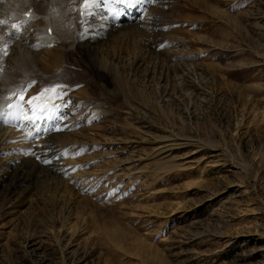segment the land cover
Instances as JSON below:
<instances>
[{
    "label": "rangeland",
    "instance_id": "rangeland-1",
    "mask_svg": "<svg viewBox=\"0 0 264 264\" xmlns=\"http://www.w3.org/2000/svg\"><path fill=\"white\" fill-rule=\"evenodd\" d=\"M153 2L107 53L122 82L80 52L51 78L71 102L56 178L16 185L28 146L1 130L0 264H264V0Z\"/></svg>",
    "mask_w": 264,
    "mask_h": 264
},
{
    "label": "bare ground",
    "instance_id": "bare-ground-1",
    "mask_svg": "<svg viewBox=\"0 0 264 264\" xmlns=\"http://www.w3.org/2000/svg\"><path fill=\"white\" fill-rule=\"evenodd\" d=\"M162 1L158 0L157 5H161ZM149 3V0H126L125 3H111L102 13L108 18L101 20L98 15L92 30L94 34H90L82 39L80 33L83 29L79 25L77 11L81 6V0H0V19L8 20V13H12L13 15V19L8 20V26H0V50H3L5 44L8 45V55L0 56V104L5 103L4 97L11 95L12 92L18 91L21 85L26 86L31 81L38 82L37 91L39 93L47 84L52 85L56 82V80H52L51 78L59 77V75L71 76V72L78 71L79 69L76 67L77 60H81L77 56L78 52L84 53L83 59L86 60V66L90 65L93 70L95 68V70L101 73L106 72L107 75L111 73L118 80L119 76H121V73H118L121 71V67L119 69V63L115 60L117 59L114 57L115 55L108 56L107 53L113 52L115 54V44L121 45L122 42L120 40L123 38L134 37L135 35L141 34L146 28L155 27L158 20L154 18L151 21V15L147 12ZM29 8L33 11L32 17L26 19L23 17V14ZM153 9L157 10L156 8ZM13 23L19 25V30L13 37L9 38L7 33ZM48 27H52L53 32L51 36L46 35V29ZM47 39L51 41L47 42ZM102 39L104 40L101 41ZM113 40H116V42L111 44L110 42ZM110 44L113 47L112 49H108L107 47ZM104 45H106L105 48L102 47ZM46 47H49L50 50L45 51ZM42 53L49 56V58L45 57L41 61L42 59L40 60L38 57ZM70 59L74 64L71 66L72 68L67 70L66 67H68L67 65L71 61ZM79 64L82 69L87 70L82 63L79 62ZM118 82L122 81L118 80ZM113 90V93H116L114 88ZM89 95L91 98L88 97L82 104L85 109L89 108L94 117L108 115V112H106L107 114L103 112L105 110L101 104L104 101L101 100V97H92L90 93ZM111 98L112 100L117 99L116 97ZM66 99L64 97V100ZM94 100L100 101L99 107L94 105ZM65 108L61 109V113ZM12 111L15 112L17 110L13 109ZM30 114H33V112L29 114L27 111L24 112V116H30ZM20 115L21 110H19L18 115L12 116L11 118L14 120ZM34 115L39 116L37 113ZM44 120L38 118L35 124L40 121L43 123ZM76 120H80V118L76 117ZM29 123H32V120ZM2 124L0 123V132L4 129L2 128ZM63 126L64 124L58 125V119L51 121L45 120L42 125V139L38 142L37 146L39 149V159L35 161L31 158H23L18 161V164L16 162L17 166H14V164L9 168L10 171L12 169L11 173H14L13 176L16 177V185L26 183V186L31 185L34 188L39 182L46 181L48 178L53 179L57 177V170L60 167L59 162L62 161V159L60 160L62 154L52 149V145L55 146L58 144L57 142H60L57 140H63L64 137H67V133L66 131L51 133V131L58 128L61 129ZM10 131H8L9 134ZM34 134L32 132L31 135ZM15 136L17 138H14L19 141H15L17 143L14 144H19L18 146L26 145V134L19 133L15 134ZM25 149H22V151ZM44 159H51V163H43ZM34 178L35 181L33 182Z\"/></svg>",
    "mask_w": 264,
    "mask_h": 264
},
{
    "label": "snow or ice",
    "instance_id": "snow-or-ice-1",
    "mask_svg": "<svg viewBox=\"0 0 264 264\" xmlns=\"http://www.w3.org/2000/svg\"><path fill=\"white\" fill-rule=\"evenodd\" d=\"M113 2L125 3L126 0H81V6L77 11L79 16V25L83 29V31L80 33V37L82 39L90 34H94L92 30L95 26L94 22L98 15L101 20L108 18L102 13L103 10L108 8V6ZM149 2H152V0H149ZM0 26H8V20L0 19ZM18 30L19 25L16 23L11 24L10 30L7 33L8 37H13ZM7 47V44L3 46V50H0V56L8 55ZM35 83V81H31L26 86L21 85L18 91L12 92L11 95L3 98L5 103L0 104V123H9V118L18 115L19 110L23 109L40 114L39 116L34 115L32 117L25 115L23 117L25 120L34 121L35 119L39 118L51 121L62 119V116L60 115L61 109L67 107V105L70 103V101L64 100L66 93L61 91L64 85H48L47 87L42 88L36 95L25 99L28 89L31 88ZM48 97H51V100L50 102L45 103V98ZM57 100H59L60 103H55ZM13 109H16L17 111L14 112L12 111ZM33 127H36V130L39 131L38 126L33 124ZM29 135H31V132ZM37 159H39V157H37ZM43 163L49 164L51 163V160L44 159Z\"/></svg>",
    "mask_w": 264,
    "mask_h": 264
}]
</instances>
